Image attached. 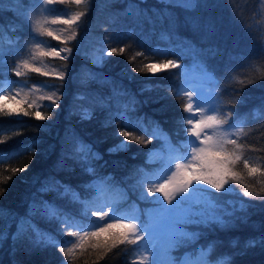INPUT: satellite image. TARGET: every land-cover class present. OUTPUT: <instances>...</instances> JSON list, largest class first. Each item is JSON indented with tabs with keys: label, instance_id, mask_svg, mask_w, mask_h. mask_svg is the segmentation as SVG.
<instances>
[{
	"label": "trees",
	"instance_id": "1",
	"mask_svg": "<svg viewBox=\"0 0 264 264\" xmlns=\"http://www.w3.org/2000/svg\"><path fill=\"white\" fill-rule=\"evenodd\" d=\"M2 2L0 35L10 33L7 34L9 41L0 37V49H17L23 40L27 41L26 25L11 7L16 3L0 0ZM181 4V0L71 3L85 15L75 27V38L66 43L72 50L69 59L55 58L66 70L65 78L61 81L36 72H31L29 77L33 81L48 80L55 84L57 95L62 96L59 106L49 107L50 102L38 108H29L27 104L18 107L31 113L40 111L49 117L45 120L36 119L34 115L0 116V127L4 129L0 131V140L6 141L0 144V153L19 150V154L0 164V180L12 177L0 185L5 188L0 194V264H134V245L121 244L106 253L103 247H92L97 243L104 245L110 233L122 231L119 227L100 233L98 239L86 240L82 248H75L65 257L58 248L72 247L79 242L78 238L60 233L59 223L47 222L43 213L52 206L80 219L82 205L71 202L63 194L62 186L70 185L81 200H92L97 192L91 185L100 178L112 177L128 195L120 208H130L135 203L140 208L137 209L141 218H145L144 213L151 203L139 200L138 190L132 186L140 170L150 172L153 164L147 162L146 156L153 150L164 149V141L150 138L139 129L124 128L150 142L129 141L127 150L119 152H109V149L124 139L119 135L124 123L119 113L125 112V106L127 117L145 118V125L149 127L148 121L156 122L174 145L184 140L187 125L179 121L188 116L183 107L188 97L178 91L183 67L155 75L136 71L144 65H159L167 60L183 66L197 60L204 62L216 79L220 109L237 113L236 124L240 128L231 139H236L243 147L242 160L235 167L242 183L233 184L235 191L231 193L211 190L223 209L231 211L235 205L237 211L228 218L226 226H189L188 230L198 232L199 236L173 249L174 264H178L182 256L200 249L209 250V264H264V243L259 242L264 236V200L243 196L244 190L264 196L261 191L264 189V80L258 79L256 84L242 88L236 80L229 79L230 76L245 80L264 75V4L261 0H199L201 6L195 9H186ZM193 21H197L199 27H195ZM44 37L51 41L50 37ZM95 46L107 53L111 48L125 51L115 55L106 53L103 62L93 63L86 51ZM209 49L214 54L209 55ZM14 80L12 71H0V83L14 85ZM237 95L242 102L233 105ZM83 109L91 110L90 119L82 118ZM81 141L99 153L100 159L79 158L75 148ZM244 159L261 171L249 176ZM25 166L26 171L12 175V168ZM89 168L94 169V173L88 171ZM241 202L245 205L243 209ZM89 219L94 221L90 213L84 222ZM26 222L52 232L60 244L37 247L31 241L30 231L17 238L18 227ZM97 229L96 225L83 231ZM252 238H256V246L246 247V242ZM66 240L71 243L65 244ZM108 243L111 244L110 239Z\"/></svg>",
	"mask_w": 264,
	"mask_h": 264
},
{
	"label": "snow or ice",
	"instance_id": "2",
	"mask_svg": "<svg viewBox=\"0 0 264 264\" xmlns=\"http://www.w3.org/2000/svg\"><path fill=\"white\" fill-rule=\"evenodd\" d=\"M68 2L69 0H39V10L50 11L51 9H46L45 6L57 3L66 4ZM71 2L76 5H81L87 4L89 0H71ZM181 6L186 9H195L201 5L199 4V0H182ZM33 8L35 9L36 6H33ZM84 15L85 12L78 11L70 19L57 17L51 22L53 24L60 22L71 27L78 24ZM24 20L32 29L33 39H36L37 35H44L45 33L49 37H54L57 40L60 39L59 36H54V33L46 28H32L34 23L39 25V21L34 19V15H28L27 11L25 12ZM193 24L195 27H199L197 21H193ZM75 36L76 32L72 31V34L67 36L66 39L72 40ZM40 46V43L35 44V48L38 50ZM71 51L70 48L66 47L57 51L53 47L47 52L41 51L40 55L59 57L67 61L69 56L61 55V53H71ZM124 51V48H120L119 50L111 48L106 55L123 54ZM160 54L162 53H154V55ZM208 54H214L213 50L209 49ZM7 55L8 53L0 50V65L4 66L5 72L8 63L6 59ZM138 55H143V53H138ZM104 57L105 54L101 53L99 58L100 62H103ZM35 58L33 56V59ZM93 62L95 63V61ZM197 63L204 69L208 79H215L202 60H197ZM182 67L184 66L178 65L173 60H167L166 62H161L159 65H144L142 68L136 69V71H148L155 75L160 71ZM21 68L41 73V69L30 64L28 60L21 61L13 69L16 76L25 74L20 70ZM42 74L45 76L50 75L49 72H43ZM65 74L66 70L56 73V76L63 81ZM229 79L236 80L243 88L246 84H256L258 79L264 80V75L245 80H239L237 77L230 76ZM52 87L56 86L52 85ZM5 90V87L0 85V91ZM7 90L11 91L10 83H8ZM57 91H59V88H57ZM216 91L219 92L218 87ZM186 95L189 103L183 105V107L184 111L190 113V115L183 117L179 123L181 125H187L185 129L187 135L183 141L175 145L168 138V134L164 133L156 122L148 121V125H151L149 127L145 125V118L137 117L135 120H132L125 114L127 106H125V112L119 113L120 118L124 121L119 135L123 136L124 139L110 148L109 152L127 150L129 141L145 144L150 142V140H142L141 137L134 135L132 131L124 130V128L139 129L145 135H149L150 138L164 141L163 151L153 150L149 153L150 160L158 159L160 161V169L153 172H143V170H140L138 173L139 178L132 186L134 190H138L139 200L155 205V207L147 211V220L141 218L140 211L137 209L135 203L130 205L129 211H121V202H126L128 195L123 188L117 185L112 177L100 178V180L91 185L97 192V197L92 200H81L80 194L72 189L70 185L62 186L64 190L63 194L68 196L71 202L82 205V210L79 214L81 218L78 219L76 215L70 212L53 209L52 206H48L45 209L43 218L47 222L57 221L60 225V233L78 238L79 242L73 244L72 247L60 246L58 248L65 257H68L75 248H82L86 240L92 237L98 239L100 233L107 232L109 229L118 226L122 231L119 233H110L108 238L111 240L110 245L108 239H106L104 245L97 243L92 245V247H103L106 253L118 245L130 244L147 253V255L138 256L134 264H174V258L170 254L171 251L182 244L196 240L199 236L198 232L189 231V226L207 227L211 224L226 226L229 223L228 218L232 217L237 211L235 205L232 206L231 211L223 209L211 190L214 189L215 193H231L235 191V188L232 186L233 184L242 183L241 176L235 171V167L237 162L242 160L243 147L237 143L236 139L230 138L234 135L230 130L236 125L237 113L234 110L223 112L219 107L218 99H214L211 102L198 99L194 105L192 103L193 92L189 91ZM197 95H199L198 92ZM12 98L14 99L15 97ZM61 98L62 96L57 95L55 92L46 97L47 100L52 102L49 107H58V101ZM239 102H242V98L240 95H237L232 103L235 105ZM28 107L31 108L32 105ZM209 111L215 114L206 115V112ZM21 115H34L39 120L49 119V117L42 115L40 111L31 113L23 107L18 109L7 108L4 104L0 103V116L20 117ZM91 115L92 112L90 109H83V119H90ZM3 130V127H0V131ZM209 131L211 134H209ZM3 143H6V141L0 140V144ZM189 147L191 148L190 155L187 152ZM16 154H19V150L0 153V164L5 163ZM75 154L84 161H96L100 159L99 153L93 151L90 145L84 144L82 141L77 144ZM243 164L249 176L261 171L260 169L251 167L246 159L243 160ZM173 165L175 170H173ZM26 170V166L24 168H12L11 173L15 175L17 172ZM88 171L94 173V169L92 168H89ZM11 178V176H8L0 180V185L6 184L7 180ZM160 181L163 182L161 183ZM4 191L5 188L0 186V194ZM261 191L264 192V189ZM108 192L114 194L113 198L106 204L98 203V198ZM155 193L162 194V198L161 196L155 195ZM243 196L264 200V196L249 190H244ZM244 206V203L241 202L240 208L243 209ZM104 207H107L109 211H103ZM93 208L97 210L92 212ZM89 213L97 216L98 219L96 221L89 219L85 223L84 218L89 217ZM106 217L119 221L118 225L106 223L103 228H98L97 231H83L84 228L95 227L97 224L104 222ZM125 220L136 221V223H124L123 221ZM69 229L74 230L68 231ZM29 231L32 233L31 241L37 247H55L60 244V241L57 240L56 235L52 232L44 230L30 222H26L18 227L19 235L17 238L25 235ZM259 242L264 243V236L260 238ZM67 243H71V241L66 240L65 244ZM256 244V238H252L246 242L245 246L253 248ZM208 256L209 250L200 249L195 253L187 254L181 264H209Z\"/></svg>",
	"mask_w": 264,
	"mask_h": 264
},
{
	"label": "rangeland",
	"instance_id": "3",
	"mask_svg": "<svg viewBox=\"0 0 264 264\" xmlns=\"http://www.w3.org/2000/svg\"><path fill=\"white\" fill-rule=\"evenodd\" d=\"M12 1L13 3H16V6L15 5L11 6L12 9L15 10V13L23 20L24 24L26 25L28 38H27V41L23 40L22 45L18 48L16 47L17 49H14V48L0 49L3 52L8 53L6 57L8 61L7 66H6V72L12 71L13 74L15 75L14 85L10 84L11 91L7 90L8 83H2V84L0 83V85H3L6 89L5 91H0V103L4 104L7 108H18L24 104L32 105L38 108L39 106L43 104H48L51 102L47 100L46 97L49 95H52L54 92L56 93V90L54 89V87H52L53 83L48 82V80H44V81L34 80L33 81L31 78L29 79L30 73L32 71L22 69V68L20 70L23 71L25 74L22 76H16L15 71H13V69H15L17 64L20 63L21 61L28 60L30 64L41 69L40 74H42L43 72H49L50 75L48 76L57 78L56 73H59L60 71H64L61 65L56 63L55 58H59V57L42 56L40 55V52L41 51L47 52L53 47H55L57 51L65 47L69 48L68 45H66V43L72 42L73 39L67 40L66 38L67 36L72 34V31H75V27L77 26V24L69 27L68 25H65L60 22L53 24L51 21L53 19H56L57 17H60L61 19H70L71 16L74 15L78 11L76 8L72 7L71 3L73 2H71V0H69V2L66 4L57 3V4L45 6L46 9H51L50 11L49 10L40 11L39 10L40 8L39 0H11V2ZM163 1L176 2L179 0H163ZM261 1L264 4V0H261ZM0 6L4 7L3 2L0 3ZM33 6H36V8L34 9ZM26 11L28 15L30 16L34 15V19L39 21V25H36L34 23L32 25V28L34 27L46 28L52 31L54 33V36H59L60 39L57 40L54 37H50L51 41H53L51 42L50 40L44 37V36H47L46 33L44 35H37L36 39H33L32 29L24 20ZM9 33L10 32H3L1 33L0 37L9 41V36L7 35ZM14 37L16 38L17 36L14 35ZM36 43H40L41 45L39 50L35 48ZM97 47L98 46L91 47L90 49L88 48L86 51L87 56L90 58L92 62L95 61V63L100 62L99 58H100L101 53H104V54L107 53V50L101 51L97 49ZM61 55L69 56V53L62 52ZM33 56H35L36 58L33 59ZM0 71L5 72L4 66L0 65ZM182 76L183 77L180 80V86L178 88V91L183 92V93L192 91L193 92L192 103L194 105H195L196 100L198 99H203V100L211 102L212 100L219 98V94L216 91L217 89L216 79H211V80L208 79L207 76L205 75L204 69L197 62H192L188 65H184ZM197 92L199 93V95H197ZM17 93H19V95H17ZM12 97H15V98L13 99ZM187 103H189V99ZM187 114L190 115V113H187ZM214 114L215 113L211 111L206 112V115H214ZM239 128H240V125L236 124L235 127L231 129L230 131L235 133L238 131ZM209 134H211L210 131H209ZM156 150L163 151L164 149H156ZM187 152L189 155L191 154L190 147L187 149ZM146 160L147 162L153 164V166L149 169L150 172L160 169L161 163L158 159L150 160L149 154H148L146 156ZM173 170H175L174 165H173ZM169 175H171V173ZM160 182L162 183L163 181H160ZM155 195L161 196L162 198V194L160 193H155ZM113 196L114 194H104L102 197L98 198V201L99 203L106 204L109 200L113 198ZM165 203H167V201H165ZM153 207H155V205L151 204L148 210L152 209ZM129 209L130 208L126 207V208H122L121 211H129ZM96 210H97L96 208H93L92 212H95ZM103 211L107 212L109 211V209L107 207H104ZM92 216H94V219H93L94 221L98 219L97 216L95 215H92ZM123 222H126V220ZM106 223L118 225L119 221L108 219L106 217L104 222L97 224V228H103ZM133 223H136V221H133ZM172 252L173 250L170 253L171 256H173ZM141 255H147V253L141 251L138 247H136L135 253L132 258L133 262H135L137 260V257ZM185 256L186 255L183 256L182 260L178 264H181Z\"/></svg>",
	"mask_w": 264,
	"mask_h": 264
}]
</instances>
